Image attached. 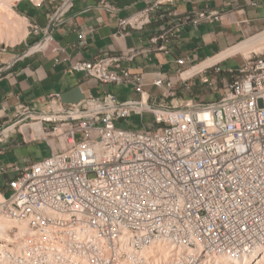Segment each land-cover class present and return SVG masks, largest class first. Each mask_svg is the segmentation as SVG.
Masks as SVG:
<instances>
[{"label":"built area","instance_id":"built-area-1","mask_svg":"<svg viewBox=\"0 0 264 264\" xmlns=\"http://www.w3.org/2000/svg\"><path fill=\"white\" fill-rule=\"evenodd\" d=\"M181 1L196 0H146L118 20L119 33L160 23L149 42L169 54L183 26L221 20L205 12L172 22ZM68 5L62 0L46 28L29 25L28 34L42 39L22 56L51 47L55 64L67 61L72 72L101 85L130 87L132 96L121 102L104 93L70 106L52 96L41 109L15 108L0 129V155L17 134L45 142L49 155L15 168L9 193L0 196V264H264V52L238 70L215 64L196 74L209 86L222 83L215 102L174 104L189 80L182 73L180 84L157 75L152 86L163 93L151 101L143 76L121 65L144 51L132 47L88 62L54 44L51 31ZM248 6L264 8V0ZM146 114L151 121L141 130L126 125Z\"/></svg>","mask_w":264,"mask_h":264},{"label":"crops","instance_id":"crops-1","mask_svg":"<svg viewBox=\"0 0 264 264\" xmlns=\"http://www.w3.org/2000/svg\"><path fill=\"white\" fill-rule=\"evenodd\" d=\"M42 1L39 6L20 2L16 6L29 23L28 26L36 24L40 28H46L59 8L56 0H45L43 3ZM145 1L69 0L66 13L51 31L54 44L62 46L68 56L88 62L106 56L118 58L132 47L144 51L131 62H122L121 65L128 68L131 74L143 76L145 91L151 96V101L154 97L160 98L163 93V90L152 86V81L157 75L174 81V77L190 70L191 67L220 57L235 48L237 51L223 56L209 66L218 64L222 71L226 72L234 70L229 65L232 64L238 70L245 59L264 52V8L249 7L251 0H196L174 4L173 9L177 17L172 22L205 12H217L222 17L217 22L201 23L196 28L183 26L182 36L168 46L169 54L156 52L149 42L152 36L159 33L160 23H152L142 31L127 28L119 33L118 20L138 13L145 7ZM41 39V34L26 36L18 53L7 54V58L0 59V110L2 107L6 108V112L0 117V129L13 121L15 108L18 106L36 105L37 109H41L52 96L58 104L70 106L89 96L100 98L107 93L105 86L108 85H101L83 73L72 72L67 61L55 64L56 54L52 52L51 47L45 52H31L25 57L22 56L29 46ZM180 58H187L188 63L177 65L176 60ZM131 96L132 92L128 93L125 99L118 100L124 102ZM25 121L24 118H19L20 124ZM33 128L40 134L37 127ZM20 131L26 136V127L22 126ZM41 142H23L17 134L6 144V151L0 155V168L6 170V173L0 176V196L9 193L6 184L11 181L12 174H16L15 168L23 170L45 158L33 157L29 163L22 166L18 163V154L23 161L26 160L30 157L29 147L40 145Z\"/></svg>","mask_w":264,"mask_h":264},{"label":"rangeland","instance_id":"rangeland-1","mask_svg":"<svg viewBox=\"0 0 264 264\" xmlns=\"http://www.w3.org/2000/svg\"><path fill=\"white\" fill-rule=\"evenodd\" d=\"M20 3H26L29 5L36 6L37 4L32 2L31 0H20V1H13L12 8L13 11L18 14L21 18L25 20L27 25L29 24L27 20L24 18V16L19 12L18 4ZM45 2V0L42 1V3ZM62 3V0H56L57 7H59ZM28 32H30L29 26H27ZM27 36H30L27 34ZM24 44V40L21 41L19 44L15 45L14 47L6 46L7 48L5 49V43L3 41H0V59L7 58V54H16L18 53L17 51L22 48ZM30 47V46H29ZM231 65L232 69L236 70L237 67L235 65ZM190 69V68H189ZM178 77H174L173 82H178ZM222 78V76L220 77ZM202 75H196L193 78H190L185 84V85H180L178 88L179 92L176 94V96L173 98L174 99V104H177L178 106H181L184 103H211L215 102L220 94L218 93V90L222 87V83L220 81H217L215 85L209 86L208 84H204L201 81ZM178 84H180L178 82ZM106 92L111 93L117 97L119 100H123L126 98L127 94L131 92L130 87H120V86H115V85H108L105 86ZM151 121L150 115H144L143 119L139 116H132L126 121V125L130 129L133 130H141L143 128V124H148ZM29 151V158H26V160L23 161V158L21 157L20 154H18V163L19 165H24L25 163H29L33 157H47L49 155V149L46 145L45 142H41L40 145L37 146H31L28 149ZM16 177V174H12L11 180H14Z\"/></svg>","mask_w":264,"mask_h":264},{"label":"bare ground","instance_id":"bare-ground-1","mask_svg":"<svg viewBox=\"0 0 264 264\" xmlns=\"http://www.w3.org/2000/svg\"><path fill=\"white\" fill-rule=\"evenodd\" d=\"M13 1L14 0H0V41H3L5 43V46L7 47L8 46L14 47L15 45L19 44L21 41L25 40L28 34L27 23L23 18H21L18 14H16L13 11L12 8ZM15 1H20V0H15ZM31 1L38 4L40 3L41 0H31ZM234 51H237V49L235 48L231 51L222 54L220 57L210 59L198 66L191 68L190 70L184 72L181 75V78L185 80L193 78V76L196 75L198 72H200L203 68L211 65L216 60ZM156 247L159 250L162 249L160 246H156ZM152 250L153 249H151V251ZM242 264H246V262Z\"/></svg>","mask_w":264,"mask_h":264}]
</instances>
